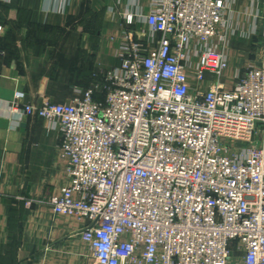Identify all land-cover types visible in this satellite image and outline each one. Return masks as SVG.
Returning a JSON list of instances; mask_svg holds the SVG:
<instances>
[{
  "label": "built area",
  "instance_id": "obj_1",
  "mask_svg": "<svg viewBox=\"0 0 264 264\" xmlns=\"http://www.w3.org/2000/svg\"><path fill=\"white\" fill-rule=\"evenodd\" d=\"M229 11L150 0L147 43L124 15L104 100L14 104L60 132L51 208L83 223L95 264H264V67L229 77Z\"/></svg>",
  "mask_w": 264,
  "mask_h": 264
},
{
  "label": "crops",
  "instance_id": "obj_2",
  "mask_svg": "<svg viewBox=\"0 0 264 264\" xmlns=\"http://www.w3.org/2000/svg\"><path fill=\"white\" fill-rule=\"evenodd\" d=\"M225 1L229 77L264 67V0ZM149 10L150 0H0V264H95L83 223L51 208L67 184L60 132L13 107L67 102L95 87L104 100L124 15L136 16L145 41Z\"/></svg>",
  "mask_w": 264,
  "mask_h": 264
}]
</instances>
